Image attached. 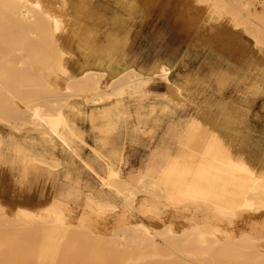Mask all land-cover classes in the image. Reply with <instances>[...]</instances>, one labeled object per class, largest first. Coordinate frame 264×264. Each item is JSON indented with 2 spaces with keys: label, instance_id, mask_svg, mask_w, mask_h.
<instances>
[{
  "label": "bare ground",
  "instance_id": "obj_1",
  "mask_svg": "<svg viewBox=\"0 0 264 264\" xmlns=\"http://www.w3.org/2000/svg\"><path fill=\"white\" fill-rule=\"evenodd\" d=\"M169 3L0 0V130H7L0 152L12 153L0 157V247L8 240L16 253L53 264L66 255L78 264H264V237L237 224L253 230L264 215V153L217 127L219 113L223 124L234 121L223 111L228 98L188 66L179 72L172 58L188 39L224 61L214 75L220 88L264 90L261 62L251 69L258 74L250 86L228 75L244 54L238 31H251L241 15L264 22V0H255L257 8L245 0H176L175 13L188 16L185 28L170 34L163 51L137 52V63L126 49L131 26L114 25L112 8L146 5L153 28ZM255 42L263 47L253 54L264 60V38ZM160 87L161 98L149 100ZM262 95L254 115L264 118ZM201 103L219 109L207 125L187 108ZM158 113L171 120L167 134L175 144H160L141 171L124 174L127 137L138 143L141 131L149 144L154 130L144 134L141 125ZM44 171L50 185L40 192ZM58 176L71 188L56 196Z\"/></svg>",
  "mask_w": 264,
  "mask_h": 264
},
{
  "label": "crops",
  "instance_id": "obj_2",
  "mask_svg": "<svg viewBox=\"0 0 264 264\" xmlns=\"http://www.w3.org/2000/svg\"><path fill=\"white\" fill-rule=\"evenodd\" d=\"M111 13L115 15L114 25H118V27H120L121 29L124 28V26L126 25L131 26L132 37L129 41L130 45L128 44L126 49L131 59L135 60L136 59L135 54L137 52L139 54L141 52L145 53L144 49L147 47L146 33H147V29H150V25H148V22H147L148 8L146 7V5H143V6L138 5L135 9L128 11L127 9H124L121 7H113L111 10ZM116 15H118L119 18H117ZM210 58L213 59L209 61V63L211 64L208 66L206 70L202 72L197 70V68H194V67L191 68L184 58L174 59V61L176 60L179 62V66H178L179 72H182L183 69H185V67L188 66L187 69L191 70V74L195 76L197 79L205 81L208 84L209 88L211 89L210 90L211 92L216 93L222 97L226 96L228 98L226 106L223 111H225L227 115L232 117L234 121L230 122L229 124H223L222 122H225L224 118L222 114L219 113V118H216V120L214 121L217 127L218 126L223 127L224 132L232 141L236 143L238 142L241 143L244 141L247 145L253 148L256 151V153L263 154L264 152H262L261 149L264 146V118L255 116L254 111L258 110L257 106L259 105L258 103L260 102V99L263 96L262 94H264V90H262V88L261 90H259L260 92L258 90H226L227 89L226 86L220 88L215 81L214 75L220 73L223 70L224 61L218 58L216 55L210 56ZM135 61H137L138 63L140 60L138 59ZM182 62H184L185 64V66L183 67L181 66ZM257 62H261L264 67V60H262L259 57L257 58L255 57L254 60L247 56L238 57L237 59L233 60V65H232L233 68L231 67L230 71L228 72V75H230L232 78H235L240 83V86H250L254 81L253 80L254 76L257 75L258 72L254 71L253 73H251V76H249L248 78H246L245 73L249 69L251 70L252 68H254V63H257ZM163 91L164 90L162 87L155 88V90H150V93L147 97H149L148 98L149 100L156 101L161 98L160 95ZM243 92L244 93L248 92L246 97L241 96V93ZM187 106H188L187 107L188 109L193 108L195 110V113L199 114L201 118H203V120L206 122L205 125H207L209 122L212 121L210 118L211 116L218 117L219 109L215 106H210L208 104H203V103L195 104V105L192 104V105H187ZM155 116H157L156 117L157 120H154L152 118L154 121L151 123H148L149 120L147 119L146 124L141 125L144 128V134L146 133L147 130H154V133L152 134L153 138L151 141L154 143L165 140L164 135L162 134V128L164 125L163 124L164 115L162 116V114L158 113V115L155 114ZM168 121H169V124H171L170 122L171 120H168ZM219 123L223 124L224 126L219 125ZM140 135H141V139L139 138L140 140L138 141V143H135L133 141L134 136L129 135L127 137L126 146L127 145L128 146L125 147V150H126L125 152L127 154L126 157L131 158L132 151H136L138 149L142 150V147H144L145 145L147 146L146 142L148 140L146 139L147 138L146 135H143L141 131H140ZM151 142H149V144ZM63 151L64 153H67L65 150H59L60 156H61V153H63ZM247 152L248 151L245 152L246 156L248 155ZM235 154L238 156L243 155L242 150L236 151Z\"/></svg>",
  "mask_w": 264,
  "mask_h": 264
},
{
  "label": "rangeland",
  "instance_id": "obj_3",
  "mask_svg": "<svg viewBox=\"0 0 264 264\" xmlns=\"http://www.w3.org/2000/svg\"><path fill=\"white\" fill-rule=\"evenodd\" d=\"M176 1V0H175ZM174 0H171V3L168 4L167 7V13L156 22L155 26L153 28L147 29L146 33V42L148 47H155L159 51H163L165 48L168 47V44L170 43L172 35L171 33L176 32L179 30V28H185V21L187 20V13H179L176 14V3ZM255 0H245V3L247 7L254 8L257 4H255ZM242 19L246 20L248 24H251V31H245V30H239L238 36L240 41L244 44V49H242L240 52L244 53L242 56H247L249 58H253L256 56L253 53H258L262 47L263 44L261 42H255L256 39H263L264 38V22L257 23L255 21H251L248 17H245L241 15ZM227 23L228 19L226 20ZM178 26V27H177ZM172 29V30H171ZM176 29V30H175ZM241 36V37H240ZM188 40V39H187ZM187 40L182 42L181 45L176 50V55L173 58L177 59L179 55H183V58L187 61L188 65L192 68H197L199 71H204L208 68V66L211 64L209 63L210 60H213L210 58V56H213L207 46L206 47H198L197 49H194L192 45H187ZM246 40V41H245ZM248 42V43H247ZM240 56V57H242ZM259 57L258 55L256 58ZM260 58V57H259ZM203 66V67H202ZM246 72L252 73V70H248ZM163 128H162V134L164 135V141L159 142H151L150 144H147V146H144L142 150H136L131 152V158L127 157V162L125 166L123 167L124 174H128L129 172H138L141 171V168L143 167L144 162L149 159V156L153 149H155L157 146H160L159 144L167 145V146H173L175 144V136H171L167 134V129L169 127V118L164 115L163 117ZM148 123L153 122L154 120L151 118H148ZM175 132H177V129H174ZM0 135L5 136L7 135L6 127L2 128L0 130ZM1 145V144H0ZM144 145V144H143ZM2 148V147H0ZM148 150V151H147ZM0 152V157L7 155L9 157H12L11 152ZM63 158H69L68 153H61ZM20 156V155H19ZM66 156V157H65ZM127 156V154H126ZM19 159V158H18ZM129 159V160H128ZM19 170L22 168L20 164L17 167ZM16 170V169H15ZM137 170V171H136ZM49 175L48 172L44 171L43 178L38 182L36 185L38 187V190L41 192L46 189V186L50 185V183L47 181L46 176ZM83 177H89L88 173L83 171L82 172ZM60 179V180H59ZM47 182V183H46ZM49 183V184H48ZM17 186V185H16ZM52 192L54 195H62L66 191H68L71 188V184L69 182H66L62 180L61 176H58V178L53 182L52 186ZM16 196V192H12ZM68 201L72 204L78 202L79 200L75 197H70ZM162 206V205H161ZM162 208V207H161ZM156 221V220H155ZM264 223V215L261 217L260 223L253 229L250 230L249 228L245 227L241 222H237L238 228L239 226L243 227V231L248 232L251 231L252 234L255 236H258L259 239L264 237V230L261 228V224ZM179 227H185L184 221H178L177 222ZM259 226V227H258ZM258 228V229H257ZM239 230L238 232H240ZM16 233V232H15ZM14 233V234H15ZM5 244L0 247V264H53L49 261V257H44L41 260H38L35 257H25L23 253H16L14 248L11 246V243L8 240H4ZM256 245L259 246V244L256 243ZM66 250H73L74 248H65L62 247L61 249ZM45 249V248H44ZM48 249V248H46ZM60 250V249H58ZM55 264H78L73 256L66 255L64 257H57V262ZM83 264H93L90 262H85ZM96 264H108L106 260H104L101 263Z\"/></svg>",
  "mask_w": 264,
  "mask_h": 264
}]
</instances>
